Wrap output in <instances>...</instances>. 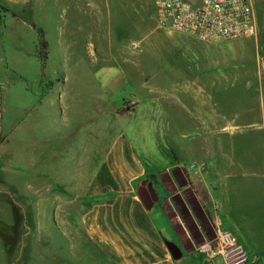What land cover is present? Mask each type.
I'll return each instance as SVG.
<instances>
[{"label":"rangeland","instance_id":"obj_1","mask_svg":"<svg viewBox=\"0 0 264 264\" xmlns=\"http://www.w3.org/2000/svg\"><path fill=\"white\" fill-rule=\"evenodd\" d=\"M250 2L254 35L207 43L159 26L151 0H0V264L101 263L80 224L87 205L78 196L88 192L61 193L71 189L78 173L99 163L118 131L146 170L174 160L201 190L191 186L170 197L162 184L154 208L166 203L174 220H207L213 226L216 196L204 190L199 170L210 183V168H219L224 181L238 180L229 196L234 212L244 217L247 236L264 248V216L256 210L262 208L263 186L251 182L259 178L227 175L250 164L264 169L261 147L246 142L245 127L206 134L213 143L200 147L204 134L182 122V112L191 114L201 100L203 107L219 109L220 123H246L251 97L242 91L252 73L260 74L264 94V0ZM29 23L43 31L47 43L43 69ZM120 43L135 48L126 60L116 57ZM137 61L139 73L131 78ZM231 74L236 80L227 79ZM141 75L147 77L143 88ZM96 84L105 86L109 106L133 97L137 108L112 122L89 96ZM199 88L213 95L202 97ZM185 92L200 97L190 100Z\"/></svg>","mask_w":264,"mask_h":264},{"label":"crops","instance_id":"obj_2","mask_svg":"<svg viewBox=\"0 0 264 264\" xmlns=\"http://www.w3.org/2000/svg\"><path fill=\"white\" fill-rule=\"evenodd\" d=\"M129 47L127 44L120 43L116 47L118 50L116 57H119L120 60H126L127 58L124 57L132 54L135 49L131 48V43ZM132 65L133 69H131L133 73H131V78L132 74L137 75L139 73L138 61L136 63L133 62ZM250 75L251 78L245 79L244 86L248 90L245 89L242 91V93H247L251 97L249 112L252 115H250L246 123H220L218 118L222 114L218 108L214 110L203 107L201 100L196 101L200 95H191L186 92L185 96H188L190 100H195L196 102L192 106V110L194 111L191 114L182 112V122H190L196 129H199V135L204 134L200 137V147L213 143V140H210V142L205 140L208 139V137H204L206 134L218 135L226 131H229L226 133L233 134L235 132L234 130L245 127V133L250 135L247 138L249 140L246 139V142L261 147L260 156L263 158L261 162L264 168L263 87L261 85L260 74L252 73ZM228 77L227 79L229 80H236L234 74ZM128 78L130 79V77ZM242 79V76L238 78V80ZM141 80L143 83L140 85V88H143L147 82V77L142 76ZM198 92H201V96L203 97L205 95L206 98L213 95L212 91L203 90V88H199ZM76 93L79 94L77 86ZM88 93L90 98L96 102L99 114L107 115L112 122L115 120V117L130 115L138 106L133 97H130L128 100L122 99L119 104H111L109 106L106 100H104L107 90L105 86L100 87L99 84L97 85V90H88ZM195 143L196 145L199 144L198 142ZM185 146L186 148L188 147L186 144ZM195 149L200 150L201 148L196 146ZM202 161L203 159H198V164H201ZM173 162L176 161L173 160ZM173 162L169 166L156 171L146 170L140 162L138 155L132 150L128 139L122 134V131H118L107 144L99 163L96 165L92 163L88 167L90 169H84L82 170L83 173H78L71 184V189L61 193L66 195L71 192L76 194L80 193V191L88 192L85 196H78L87 205L80 216V224L85 239L92 242L96 246L97 254L99 253L100 257L102 256L100 264H201L202 255L196 251V247L198 246L197 242L201 243L205 240H211L215 225L220 229L232 233L241 242L247 254V264H259L260 256L263 257L264 264V248L256 246L252 242L253 240L247 236L243 227L244 217L234 212V204L230 200L231 190L238 184V180L233 179L231 181L229 179L224 181L218 173L220 171L219 168H210L213 178L210 183H206L208 175L204 174L203 170H199L201 184L204 190L211 189L214 196H216V208L219 215L216 220H212L213 226L208 227L207 220H190L189 218H187L188 220H182L181 217L175 218L174 220L171 217L170 211L168 210L169 207L166 203H164L165 206L162 204L154 208V203L157 204L160 198L159 192L157 193L158 190L156 189L162 187V184L164 185L162 189L167 190L166 193H168L165 196H179L180 193L182 194V190H186L191 186L198 189V193L201 192L196 183L192 182L191 178L188 177L187 170L184 168L183 171ZM208 166L214 167L215 165L210 163ZM249 166L248 169H242L241 172L233 169L229 170L227 175L233 178L239 175L259 178L258 182H251L254 185L263 186L261 194V200L263 201L262 208H256V210L260 216H264V169L259 168V170H253L251 164ZM209 167L205 169L208 171ZM144 177L153 178L152 185L158 196L157 200L152 203L149 209L143 207L136 194L135 184ZM228 183L231 184L225 190V185ZM84 187L87 189H84ZM163 190L162 192H165ZM224 192L225 196L223 198ZM218 196L220 197L218 198ZM191 210L193 209L191 208ZM186 216L187 213L184 214L185 218ZM222 217L224 220L221 219ZM227 222H230V224ZM223 224L225 227H222ZM188 226H191L190 228L193 232L189 231L191 229H187ZM211 230L212 234L209 237L208 232ZM165 241H170L179 248L180 256L177 259L171 257ZM252 258L255 259L253 262L250 261Z\"/></svg>","mask_w":264,"mask_h":264},{"label":"built area","instance_id":"obj_3","mask_svg":"<svg viewBox=\"0 0 264 264\" xmlns=\"http://www.w3.org/2000/svg\"><path fill=\"white\" fill-rule=\"evenodd\" d=\"M157 24L200 42L215 43L249 37L256 24L250 0H151ZM196 251L201 264H247L241 242L215 225L211 240ZM252 258L250 261L253 262Z\"/></svg>","mask_w":264,"mask_h":264},{"label":"water","instance_id":"obj_4","mask_svg":"<svg viewBox=\"0 0 264 264\" xmlns=\"http://www.w3.org/2000/svg\"><path fill=\"white\" fill-rule=\"evenodd\" d=\"M146 180L142 179L136 186V194L145 209H149L154 201L157 200V196L153 191L150 183H145ZM165 245L173 259H177L180 256L179 248L170 241H165Z\"/></svg>","mask_w":264,"mask_h":264},{"label":"trees","instance_id":"obj_5","mask_svg":"<svg viewBox=\"0 0 264 264\" xmlns=\"http://www.w3.org/2000/svg\"><path fill=\"white\" fill-rule=\"evenodd\" d=\"M28 25L32 29L35 30L37 38H36V48L34 50V53L40 62L41 69H43L45 66L46 58H47L46 56L47 55V43L43 37V31L39 27H36L33 23H29ZM41 75L43 76V72L41 73ZM43 93L44 92H42V94Z\"/></svg>","mask_w":264,"mask_h":264},{"label":"flooded vegetation","instance_id":"obj_6","mask_svg":"<svg viewBox=\"0 0 264 264\" xmlns=\"http://www.w3.org/2000/svg\"><path fill=\"white\" fill-rule=\"evenodd\" d=\"M142 179H145L146 180V182H145L146 184L149 182L150 183V186L152 187L153 191L155 192L154 186L152 185L153 184L152 183V179L150 177H144ZM155 194H156V192H155ZM191 196L193 197V199H196L195 194L193 192H191Z\"/></svg>","mask_w":264,"mask_h":264}]
</instances>
